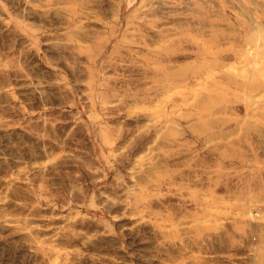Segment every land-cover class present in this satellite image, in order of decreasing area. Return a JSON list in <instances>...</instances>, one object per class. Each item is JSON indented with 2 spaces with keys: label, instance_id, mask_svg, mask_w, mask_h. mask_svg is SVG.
I'll list each match as a JSON object with an SVG mask.
<instances>
[{
  "label": "rangeland",
  "instance_id": "374dc122",
  "mask_svg": "<svg viewBox=\"0 0 264 264\" xmlns=\"http://www.w3.org/2000/svg\"><path fill=\"white\" fill-rule=\"evenodd\" d=\"M0 264H264V0H0Z\"/></svg>",
  "mask_w": 264,
  "mask_h": 264
}]
</instances>
